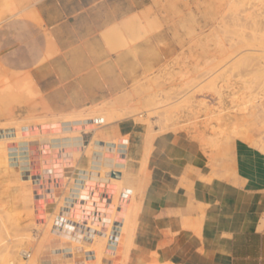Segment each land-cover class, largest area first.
<instances>
[{
  "label": "rangeland",
  "instance_id": "374dc122",
  "mask_svg": "<svg viewBox=\"0 0 264 264\" xmlns=\"http://www.w3.org/2000/svg\"><path fill=\"white\" fill-rule=\"evenodd\" d=\"M262 9L264 0H0V264H144L136 249L137 213L147 183L144 171L149 146L159 134L195 128L209 132L216 144L224 146L215 172L231 164L235 141L258 152L259 161H264V70H260L264 67L258 69L262 75L253 70L263 52L252 47L255 29L262 26L264 30ZM219 10L225 14L222 24L210 20ZM248 13V18H241ZM66 17L76 21L62 27V35L69 29L86 32L75 37L74 50L62 49L46 25ZM96 23L98 32L91 33ZM237 37H245L251 48L222 61L220 50ZM91 40L98 41L92 50L87 49ZM86 55H97L98 85L109 90L91 106L50 105L49 94L65 84L56 80L64 74L44 72L51 65L58 73L81 71L89 60ZM42 77L54 81L50 88L43 85ZM236 81L239 87L233 100L220 99V85ZM8 109L12 116L1 113ZM116 114L134 123L140 120L146 132L135 143L136 149L128 145L127 156L117 155V146L120 142L126 145L129 136L103 137L116 149L98 150L94 148L96 135L89 136L90 131L118 121ZM66 115L80 120L64 121ZM100 115L113 117V121H102ZM88 144H93L91 151ZM123 163V175L136 169L135 186L111 179L110 172L118 170L115 165ZM221 172L213 176L236 173ZM98 176L115 184L111 214H91L90 200L75 188L81 177L90 182ZM15 186L20 189L14 190ZM104 199L98 204L103 209ZM80 204L85 205V214L80 213ZM14 222L19 231L11 228ZM15 234H23L19 245H15ZM83 242L91 244H87L89 249ZM123 247L127 256H121ZM24 252L29 256H23Z\"/></svg>",
  "mask_w": 264,
  "mask_h": 264
},
{
  "label": "crops",
  "instance_id": "0c3cea01",
  "mask_svg": "<svg viewBox=\"0 0 264 264\" xmlns=\"http://www.w3.org/2000/svg\"><path fill=\"white\" fill-rule=\"evenodd\" d=\"M75 21L66 17L46 22L62 49L78 45L75 37L86 33L84 30L74 33L69 29L65 35L61 34L62 27H69ZM94 32H98L97 23L91 30ZM63 36L64 41H61ZM87 43V49H94L98 41ZM86 57L95 60L93 63L87 61L81 71L70 69L58 73L52 71L54 66L51 65L50 70L44 72L48 76L64 74L56 80L65 81V84L56 93L49 94L50 105L76 109L91 106L98 102L104 90H109L107 86L98 85L97 55ZM73 74L79 76L73 78ZM36 75L39 79L38 73ZM42 78L46 87L54 82ZM134 124L121 119L90 131V139L94 133L97 137L94 148H116L101 139L103 137L112 140L129 136L126 145L120 142L117 146L121 151L118 153L127 156L129 144L131 149H136L137 141L131 142ZM212 139L209 132L195 128L168 131L151 141L144 171L147 183L140 200L136 228V249L143 256L144 264H264V161H259L258 152L235 141L231 164L215 172L224 146ZM227 169L235 170V176H213ZM83 174L81 171L80 175ZM121 177V182L127 186H135L138 179L136 169L125 175L121 173ZM75 186L80 194L85 193V200H90L91 214L106 213V210L111 214L114 183L99 176L90 182L81 177ZM103 199L107 201L104 209L98 205ZM80 205V213L85 214V205Z\"/></svg>",
  "mask_w": 264,
  "mask_h": 264
},
{
  "label": "bare ground",
  "instance_id": "6f19581e",
  "mask_svg": "<svg viewBox=\"0 0 264 264\" xmlns=\"http://www.w3.org/2000/svg\"><path fill=\"white\" fill-rule=\"evenodd\" d=\"M141 1V0H140ZM213 1V0H212ZM163 3V2H162ZM169 4V3H168ZM211 4V3H210ZM209 7V6H208ZM218 7V6H217ZM209 8H211V7H209ZM221 8H223V7H221ZM252 8V7H251ZM261 9V8H260ZM262 10H264V9H262ZM223 11V10H222ZM264 14V13H263ZM249 13L248 14H244L241 18H244V20L246 19V18H248L249 17ZM252 17V16H251ZM260 18V17H259ZM261 18H263V17H261ZM238 19V18H237ZM210 20H212L214 23H218V24H222V22H223V20H225V14L224 13H222L220 10L212 17V16H210ZM241 20V19H240ZM260 20V19H259ZM261 23V22H260ZM261 25V24H260ZM262 25H264V23H262ZM258 31L257 33L255 32V31ZM255 31H254V34H253V41H254V43L252 44V47L254 48V50H257V51H261V52H263V56H261L258 60H257V62H256V67H255V69H253L254 71L255 70H258V69H260V68H262V67H264V30L262 31V26H258V28L257 29H255ZM234 41L233 42H231V43H229V46L228 47H226L225 49H221L220 50V54L222 55V61H228V60H231V59H234V58H236V57H238L243 51H244V49H246V50H248L247 48H251V44H248L247 42H246V38L245 37H237V38H235V39H233ZM232 41V40H231ZM237 44H239L238 46H237ZM231 45H233V46H237V47H233V46H231ZM94 60L95 59H89L88 60V62H94ZM86 64H88V63H86ZM252 70V71H253ZM261 71L262 70H264V68L263 69H260ZM259 71V70H258ZM260 72V71H259ZM258 73V72H257ZM262 73L263 72H260V74L262 75ZM260 74H258V75H260ZM252 75V74H251ZM257 76V75H256ZM253 77V76H252ZM252 77H251V80L253 81V80H259V78H256V79H252ZM263 78H264V73H263ZM105 82V81H104ZM237 82L238 81H236V82H234V83H232V85L231 84H229V85H227V82L226 83H223V84H221L220 85V89H218L219 90V92L217 91V94L219 95V98L221 99V98H229L230 100L232 99V95H235L234 94V90L235 89H238V87H239V85H237ZM242 83L243 82H246V81H244V79H242V81H241ZM247 82H248V79H247ZM249 82H251V81H249ZM248 82V83H249ZM255 82V81H254ZM254 82H252V83H254ZM256 82H258V81H256ZM255 82V83H256ZM262 82H263V80H262ZM261 82V83H262ZM247 83V84H248ZM254 83V84H255ZM260 83V82H259ZM245 85V84H244ZM259 87H260V85L259 84H257ZM264 87V86H263ZM262 88V87H261ZM229 89L230 90H233V91H229ZM263 89V88H262ZM228 91L227 93H225V91ZM246 90V89H245ZM249 90V89H248ZM239 91V90H238ZM262 91V90H261ZM257 93V92H256ZM262 93H264V91L262 92ZM243 94V93H242ZM246 94H248V93H246ZM247 96V95H246ZM245 96V97H246ZM243 98V97H242ZM241 98V99H242ZM253 98V97H252ZM235 99V98H234ZM233 100V99H232ZM240 100V99H239ZM244 100V99H243ZM242 100V101H243ZM99 102V101H98ZM247 102V101H246ZM220 103V102H219ZM218 103V104H219ZM223 103V102H222ZM214 104H215V100H214ZM217 104V105H218ZM147 105H149V107L152 105V104H147ZM216 105V104H215ZM214 105V106H215ZM238 105V104H237ZM237 105H235V106H237ZM221 107V106H220ZM155 108L156 107H153V106H151V110H155ZM3 111V110H2ZM1 111V113H3V115H7L8 113L10 114V116H12V113H13V111L12 110H10V109H8V110H6L5 112L6 113H4V112H2ZM67 112V111H66ZM155 112V111H154ZM71 113V112H70ZM53 115H54V113H52ZM51 114V115H52ZM57 115V114H56ZM68 115V114H67ZM66 115V117H65V119H64V121H73V122H71V123H74L75 121H79L80 119L79 118H73L72 116H67ZM76 115V114H75ZM122 115H124V113H122ZM122 115H120V114H116L115 116H116V118H115V120H119V119H121V117H122ZM0 116H2V115H0ZM60 116H61V114H60ZM86 116V115H85ZM84 116V117H85ZM101 116V118H102V121L104 120L105 122H110V121H113V120H110V119H112V118H110V117H108L107 115L105 116V115H100ZM54 117H57V116H54ZM58 117H59V115H58ZM63 117V116H62ZM79 117H80V114H79ZM83 117V118H84ZM91 117H93V116H91ZM8 118V117H7ZM81 118V117H80ZM55 120V119H54ZM137 120H139V119H137ZM144 121V120H143ZM53 122V121H52ZM145 122V121H144ZM55 123H57V122H55ZM59 123V122H58ZM100 123V122H99ZM103 123V122H102ZM49 124V123H48ZM51 125V124H50ZM71 124H69V126H70ZM76 125V124H75ZM9 126H11L10 124H9ZM14 126H15V124H14ZM18 126V125H17ZM84 126V125H83ZM94 126V125H93ZM6 127V126H5ZM39 127V126H38ZM88 127V126H87ZM95 127V126H94ZM15 128H16V126H15ZM37 128V127H36ZM92 128V127H91ZM168 128H169V126H168ZM47 129V128H46ZM54 129V128H53ZM58 129H59V127H58ZM67 129H69V127L67 128ZM81 129V128H80ZM178 129V128H177ZM16 130V129H15ZM18 130H19V127H18ZM50 130H51V128H50ZM66 130V129H65ZM76 131V130H75ZM74 131V132H75ZM83 131H85V129H83ZM145 130H144V127L143 126H141V121L139 120V121H136L135 122V124H134V128H133V130H132V132H131V142L132 143H135L137 140H139L140 138H142L143 137V135H145L146 134V132H144ZM14 132H16V131H14ZM22 132V131H21ZM38 132H39V129H38ZM77 132V131H76ZM18 133H20L19 131H18ZM57 133V132H56ZM59 133V132H58ZM63 133H65V132H63ZM67 133V132H66ZM65 133V134H66ZM69 133V132H68ZM70 133H72V132H70ZM145 133V134H144ZM15 134V137H16V133H14ZM64 134V135H65ZM95 134V133H94ZM17 135H19V134H17ZM21 135H22V133H21ZM20 138V137H19ZM22 138V137H21ZM40 139V138H39ZM48 139H49V137H48ZM61 139V138H60ZM65 139V138H64ZM7 140H9V139H7ZM14 140V139H13ZM23 140V139H22ZM11 141V140H10ZM15 141V140H14ZM4 142V141H3ZM2 142V143H3ZM38 142V141H37ZM39 143V142H38ZM71 144V143H70ZM90 144V143H89ZM88 144V145H89ZM126 144V143H125ZM4 144H2V146H3ZM37 145V144H36ZM68 145H69V143H68ZM93 145V144H92ZM91 145V146H92ZM104 145V144H103ZM116 145V144H115ZM12 146V145H11ZM17 146V145H16ZM90 146V145H89ZM91 146L90 147H88L89 148V151H91L90 150V148H91ZM95 146V145H94ZM5 147V146H4ZM38 148H39V146H37ZM50 147V146H49ZM86 147V148H87ZM85 148V149H86ZM112 148H115V147H112ZM4 150H5V148H3ZM50 149V148H49ZM96 149V148H95ZM116 149V148H115ZM115 149H114V151H115ZM126 150V149H125ZM87 151V150H86ZM88 151V152H89ZM94 153H95V151H93ZM106 152V151H105ZM121 152V151H120ZM111 153V152H110ZM115 153H116V151H115ZM87 154H89V153H87ZM87 154L85 153V155L87 156ZM105 154V153H104ZM103 154V155H104ZM113 154H114V152H113ZM119 154V156L121 155L120 153H117V155ZM110 155V154H109ZM124 155V154H123ZM115 156V155H114ZM113 156V157H114ZM119 156H118V158H119ZM122 156V155H121ZM105 157V156H104ZM112 157V158H113ZM117 158V157H116ZM88 159H89V155H88ZM87 159V160H88ZM114 159H115V157H114ZM119 159H121V158H119ZM122 160H123V158H122ZM90 161V160H89ZM121 161V160H120ZM119 162V161H118ZM114 163V162H113ZM125 163V162H124ZM117 164V165H115L116 167H118L117 169V171L118 172H122V169L121 168H123L124 166H125V164ZM113 165V164H112ZM90 169V168H89ZM103 169H105V168H103ZM102 168H101V170H103ZM108 169V168H107ZM107 169H105V170H103V171H106ZM92 170V169H91ZM110 169H108V171H109ZM90 171V170H89ZM92 171H94V170H92ZM91 171V172H92ZM93 173H95V172H93ZM93 173H92V175H93ZM100 173H101V171H100ZM99 173V174H100ZM121 174V173H120ZM95 175H96V173H95ZM101 175V174H100ZM102 177V176H101ZM113 181H115V182H118V183H120L121 182V179H122V177L121 178H111ZM112 180H109V182L111 183V181ZM89 181V180H88ZM96 183V182H95ZM100 183V182H99ZM95 185V184H94ZM108 185H110V184H108ZM112 185V184H111ZM115 185V184H114ZM89 187H91V186H89ZM109 187V186H108ZM119 187V186H118ZM118 187H117V189H118ZM18 189H20V186H15L14 187V190H18ZM110 189V188H109ZM120 189V188H119ZM118 189V190H119ZM116 192V191H115ZM112 193H113V191H112ZM141 200H142V198H141ZM141 203V202H140ZM138 207H140V206H138ZM140 209V208H139ZM106 213H107V210H106ZM113 215V214H112ZM111 215V217H113ZM125 216H126V214H125ZM124 216V217H125ZM107 217V216H106ZM128 217V216H127ZM129 217H130V215H129ZM104 218V217H103ZM110 218V217H109ZM69 219V218H68ZM112 219V218H111ZM126 219V218H125ZM124 219V220H125ZM81 220V219H80ZM101 221V220H100ZM127 223L128 222H126L125 223V225H127ZM13 224H14V226H13ZM90 224V223H89ZM124 224V223H123ZM68 225V224H67ZM87 225H88V223H87ZM18 224H17V222L15 223H11V228L13 229V230H18L19 231V228H18ZM20 227V226H19ZM68 227V226H67ZM98 228H99V226H97ZM123 228V227H122ZM128 228V227H127ZM22 229V228H21ZM132 229V228H131ZM12 230V231H13ZM106 230V229H105ZM119 230V229H118ZM126 230V229H125ZM125 230H123L122 229V231L124 232ZM128 230V229H127ZM115 231V230H114ZM117 231V230H116ZM121 230H120V237H122V235H123V232H122ZM126 232V231H125ZM134 232V231H133ZM18 233V232H17ZM107 233V231L106 232H104V234H106ZM129 233V231H127V234ZM131 233L132 232H130L128 235H131ZM78 234V233H77ZM76 234V235H77ZM108 234V233H107ZM126 234V233H125ZM20 235H22L23 236V234H20ZM95 235V234H94ZM127 235V236H128ZM15 236H16V238L14 239V241H15V245H16V242H18V244L17 245H19V242L21 241V243H22V236H19V234H15ZM14 236V237H15ZM119 236V235H118ZM24 237H25V235H24ZM95 237V236H94ZM78 238V237H77ZM96 238V237H95ZM101 238V237H100ZM125 238H127V237H125ZM125 238H123V239H125ZM22 239V240H21ZM28 239V238H27ZM103 238H101V240H102ZM121 239V238H120ZM128 239H130V237L128 238ZM127 239V240H128ZM81 240V239H80ZM131 240V239H130ZM13 241V242H14ZM93 241V240H92ZM99 241V240H98ZM103 241V240H102ZM123 241H126V240H123ZM100 242V241H99ZM129 242V241H128ZM128 242H126L125 244L127 245L128 244ZM76 243V242H75ZM82 243V242H81ZM83 243H85L86 245L88 244V242H83ZM94 243V242H93ZM124 243V242H123ZM122 243V244H123ZM13 244V243H12ZM78 244V243H77ZM85 244H83V245H85ZM90 244V243H89ZM88 244V245H89ZM100 244H101V242H100ZM103 244V243H102ZM101 244V245H102ZM15 245H12V246H14L15 247ZM43 245V244H42ZM87 245V246H88ZM91 245V244H90ZM124 245V244H123ZM96 247H97V249H96V251L98 250V249H100L99 247H98V244H96L95 245ZM84 247V246H83ZM89 247L90 246H88V247H86V248H88L89 249ZM95 247V248H96ZM103 247H104V245H103ZM127 247V246H126ZM125 247V248H126ZM128 247H130V244H128ZM11 248V247H10ZM40 248V247H39ZM42 248V247H41ZM75 248V247H74ZM85 248V249H86ZM94 248V249H95ZM43 249V248H42ZM122 249H124V247L122 248ZM121 249V254L125 251V249L124 250H122ZM128 249V248H127ZM126 249V250H127ZM74 251H75V249H73ZM89 250H85L84 252H88ZM76 252V251H75ZM101 252V251H100ZM77 253V252H76ZM97 253H98V251H97ZM127 253V252H126ZM125 253V254H126ZM41 254V253H40ZM78 254V253H77ZM87 255H88V253H86ZM102 254V253H101ZM124 253L121 255V256H127V254L125 255ZM225 255V254H224ZM129 258V257H128ZM126 259V258H125ZM128 260V259H127ZM129 260H130V258H129ZM128 260V261H129ZM125 260H123V262H124ZM10 264H13V261H10Z\"/></svg>",
  "mask_w": 264,
  "mask_h": 264
},
{
  "label": "water",
  "instance_id": "95a60500",
  "mask_svg": "<svg viewBox=\"0 0 264 264\" xmlns=\"http://www.w3.org/2000/svg\"><path fill=\"white\" fill-rule=\"evenodd\" d=\"M110 176L113 178H120V173L118 171H111Z\"/></svg>",
  "mask_w": 264,
  "mask_h": 264
},
{
  "label": "built area",
  "instance_id": "2783aa9c",
  "mask_svg": "<svg viewBox=\"0 0 264 264\" xmlns=\"http://www.w3.org/2000/svg\"><path fill=\"white\" fill-rule=\"evenodd\" d=\"M96 212H97V211H96ZM55 226H56V228H58L59 225H55ZM92 230H93V229H92ZM23 256L28 257V256H29V253H28V252H24V253H23Z\"/></svg>",
  "mask_w": 264,
  "mask_h": 264
}]
</instances>
